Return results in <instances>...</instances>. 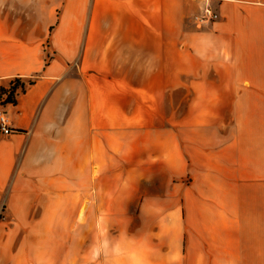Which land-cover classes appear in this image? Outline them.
<instances>
[{
  "label": "crops",
  "instance_id": "0c3cea01",
  "mask_svg": "<svg viewBox=\"0 0 264 264\" xmlns=\"http://www.w3.org/2000/svg\"><path fill=\"white\" fill-rule=\"evenodd\" d=\"M13 1L0 0V88L16 77L35 79L16 103L0 105L20 132L0 133V157L17 151L5 150L6 140L22 146L24 139L38 154L42 139L53 145L49 112L38 124L36 116L51 94L50 78L75 62V109L60 140L76 151L64 160L73 161L75 181L89 179L90 217L74 225L91 228L90 264H99L98 226L121 228L106 235L103 264L116 257L120 264L256 262L252 238L264 228V0H58L41 17L56 27L19 17ZM207 2L220 18L198 28L190 17ZM50 49L57 57L50 59ZM114 145L122 149L117 161L136 164L131 169L141 180H178L169 189L177 188V201L139 204L137 233L126 218L96 217L98 201L113 194ZM131 146L141 154L131 158ZM99 164L106 183L99 184ZM59 169L54 157L45 171ZM44 192L12 194L10 217L0 220V264H50V226L57 224ZM159 192L154 187L149 196ZM75 238L81 254L82 236Z\"/></svg>",
  "mask_w": 264,
  "mask_h": 264
},
{
  "label": "rangeland",
  "instance_id": "374dc122",
  "mask_svg": "<svg viewBox=\"0 0 264 264\" xmlns=\"http://www.w3.org/2000/svg\"><path fill=\"white\" fill-rule=\"evenodd\" d=\"M11 3H17V1H9ZM26 2V3H25ZM49 2V3H48ZM58 0H33V3L27 6L28 3H31V0H18L17 8L15 9L13 5L11 6L12 11L15 12L19 17L24 16L27 20L30 18L33 20V25L41 26L43 20L52 25L53 27L57 26V22L50 21L48 19L41 18L42 15L48 17L51 14V8L57 4ZM4 3V2H3ZM48 3V4H47ZM8 4V3H7ZM203 8V7H202ZM202 9H200L201 11ZM199 13L196 12L190 17L194 25L200 28L194 22V16ZM35 15V16H34ZM53 22V23H52ZM202 27V26H201ZM47 46L50 45V42L47 41ZM56 51L50 49L48 55L50 59L52 57H57ZM79 73V68L76 66L75 62H69L66 65V72L64 75H54L50 78V93L46 94L45 98L39 106V110L36 116V124L39 122V116L44 111L49 112V120L46 123V126L49 128L56 129L53 135H50V139L53 142V145L44 144L42 139V145L39 147L41 151L38 153L32 152L31 147H25V141L22 140L23 145L21 146L20 142L13 140H6L4 148L8 150L9 147L14 149L16 147L17 151L14 154H7L3 157H0V187L2 189V203L0 207V220H5L10 217L9 215V206L10 198L17 192L24 193L26 188L30 187H42L47 189V193L42 195L44 198V205H47L49 208V217L51 220H55L57 225L50 226V240H51V259L50 264H90L89 257V231L91 228L89 226L77 227L74 225V220H79L82 223L90 217L89 203H90V194L88 191L89 179H85L81 182L82 187L85 191L80 194L79 183L74 179V170L69 166L73 161L69 163H64L66 158L75 155V149L71 147H65L63 140H60V135L63 133V129L67 128L72 122V114L75 109V99L73 97L74 91V77ZM34 77L26 78L28 80H33ZM9 85V84H8ZM7 85V86H8ZM120 87V84H118ZM145 101V100H143ZM2 103L0 102V105ZM166 109L168 106L166 105ZM0 110L2 108L0 107ZM165 110V108H163ZM165 115V114H163ZM53 120H51V118ZM160 121H162L161 116ZM164 125H168L169 121L163 116ZM40 124V123H39ZM69 129H67L68 131ZM168 130H164L162 133H166ZM20 133L19 130H14L13 134ZM69 134L70 132H65ZM43 137V135H42ZM36 142V141H35ZM39 142V141H38ZM21 146V147H20ZM12 149V150H13ZM114 154V163L113 170L108 171V186H112L113 194L109 196H103L104 201H98V211H97V220L100 222H105L106 217H110V214H113V218H126L128 222L130 221V230L131 232H138L139 227H141V218L139 217V204L143 201H154L157 198V202L169 204L172 201H177L176 192L177 188L173 189V194L169 192L170 187L173 188V184L178 180L168 179L166 176L162 175L159 178L145 179L141 180L138 178V173L132 171V167L136 164L133 163H123L119 162L118 156L120 158L122 154L121 147L114 145L113 150H110ZM141 154L138 146H131L130 157L138 156ZM58 157L60 159V169L58 173L50 172L49 174L45 171L50 167L51 158ZM53 165V164H52ZM65 165L67 167L65 168ZM111 165V164H109ZM127 166L130 169L127 171ZM127 172V173H126ZM48 176V178H47ZM99 184L106 183L105 179L100 180L101 178V169L99 164ZM188 180V179H187ZM184 180V182H187ZM159 189L160 192L154 196H149V193L152 188ZM23 189V190H21ZM145 192H148L145 195ZM18 196V195H16ZM105 198H108L105 201ZM145 198V199H144ZM111 208L114 207V211H105V206ZM128 205L129 210L121 211L120 208ZM46 207V206H45ZM93 217V216H92ZM69 224V225H67ZM168 227V226H163ZM98 233L101 238L98 239V261L99 264L106 262L107 257L102 249L104 245L103 241H107L106 235L117 234L121 229L120 227H106L98 226ZM262 230V231H260ZM121 231V230H120ZM260 233V234H259ZM82 236V252L75 253L76 243L75 235ZM257 237H253L252 253L257 256L255 259L256 262L252 261V264H264V228H259ZM86 242V243H85ZM80 255V257H79ZM133 258V256L130 254ZM110 261V259H109ZM121 263L122 259L116 257L113 259V263ZM246 262V259H245ZM251 263V262H250Z\"/></svg>",
  "mask_w": 264,
  "mask_h": 264
},
{
  "label": "built area",
  "instance_id": "2783aa9c",
  "mask_svg": "<svg viewBox=\"0 0 264 264\" xmlns=\"http://www.w3.org/2000/svg\"><path fill=\"white\" fill-rule=\"evenodd\" d=\"M220 18V14L207 2L202 10L194 16V22L199 27H203ZM14 132L9 124V119L3 110H0V133L4 135H10Z\"/></svg>",
  "mask_w": 264,
  "mask_h": 264
},
{
  "label": "trees",
  "instance_id": "16d2710c",
  "mask_svg": "<svg viewBox=\"0 0 264 264\" xmlns=\"http://www.w3.org/2000/svg\"><path fill=\"white\" fill-rule=\"evenodd\" d=\"M34 80H28L26 82L22 77L14 78L8 87L0 88V102L2 104L16 103V96L19 90H24L26 86L32 85Z\"/></svg>",
  "mask_w": 264,
  "mask_h": 264
}]
</instances>
